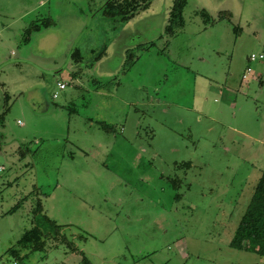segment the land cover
Returning <instances> with one entry per match:
<instances>
[{
	"label": "rangeland",
	"instance_id": "rangeland-1",
	"mask_svg": "<svg viewBox=\"0 0 264 264\" xmlns=\"http://www.w3.org/2000/svg\"><path fill=\"white\" fill-rule=\"evenodd\" d=\"M106 2L0 0V264H264L231 246L264 173V0H186L172 34L174 0ZM35 224L46 249L6 253Z\"/></svg>",
	"mask_w": 264,
	"mask_h": 264
},
{
	"label": "trees",
	"instance_id": "trees-1",
	"mask_svg": "<svg viewBox=\"0 0 264 264\" xmlns=\"http://www.w3.org/2000/svg\"><path fill=\"white\" fill-rule=\"evenodd\" d=\"M151 1L152 0H109L103 8L106 15L110 17L120 16V19L125 22L133 18L140 10L147 8L151 4ZM185 4L186 0H174L168 18L169 24H167L165 28L166 33L172 34L173 31L176 32L178 28L183 26V9ZM221 15L224 16L223 18H231L230 11H223ZM212 20L213 19H211V21ZM208 22H210V20ZM48 25L50 24L33 22L27 32L30 33L32 30L39 31L44 26L47 27ZM73 55L74 57L79 56L78 50L74 51ZM0 117L3 118V116ZM40 209L42 210V207L39 205L35 208V211ZM61 229V225L54 224L55 239L60 243L66 244L71 251H77L72 240H69L64 234L59 236ZM46 245L47 242L43 228L35 224L31 228L26 229L19 240L7 249L6 253L11 254L19 261L26 257L28 253L37 250H45ZM231 246L238 249H253L259 254L264 255V173L256 186L251 203L234 231ZM25 248H28L30 251L22 254ZM16 262L17 261H15V263Z\"/></svg>",
	"mask_w": 264,
	"mask_h": 264
},
{
	"label": "built area",
	"instance_id": "built-area-1",
	"mask_svg": "<svg viewBox=\"0 0 264 264\" xmlns=\"http://www.w3.org/2000/svg\"><path fill=\"white\" fill-rule=\"evenodd\" d=\"M258 58H264V54H259V55H256L255 53H253L251 55V60H257ZM248 71H251V67H248ZM246 77V74L244 75ZM57 86L59 89H65L66 86H67V83L65 81H58L57 82ZM54 97H58V92H55L54 93Z\"/></svg>",
	"mask_w": 264,
	"mask_h": 264
},
{
	"label": "crops",
	"instance_id": "crops-1",
	"mask_svg": "<svg viewBox=\"0 0 264 264\" xmlns=\"http://www.w3.org/2000/svg\"><path fill=\"white\" fill-rule=\"evenodd\" d=\"M129 24H130V23H129ZM129 24H128V25H129ZM121 30H123V29H121ZM52 32H53V31H52ZM123 35H124V33L121 32V33L119 34L118 37L123 36ZM118 37L116 38V41H117ZM67 38H68V36H67ZM100 61H101V60H100ZM121 61H123V58L121 59ZM243 76H244V74H243ZM242 81H244V80H242ZM245 82H246V81H245ZM20 196H21V195H19V196L17 195V199H19ZM24 199H26V198H24ZM0 204H1V205L4 204V203H3V200L0 201ZM16 206H17V205H16ZM2 211H3V209L1 210V212H2ZM6 211H7V210H5V212H6ZM9 211H10V210H9ZM21 235H22V234H21ZM20 237H21V236H19V238H20ZM19 238H18L17 240H11V241H9L8 244H4V243H2V244H3V247H5V245H8V246L10 247L11 245L15 244V243L19 240ZM8 246H7V247H8ZM9 247H8V248H9ZM8 248H7V249H8Z\"/></svg>",
	"mask_w": 264,
	"mask_h": 264
},
{
	"label": "water",
	"instance_id": "water-1",
	"mask_svg": "<svg viewBox=\"0 0 264 264\" xmlns=\"http://www.w3.org/2000/svg\"><path fill=\"white\" fill-rule=\"evenodd\" d=\"M107 2H108V0H107ZM107 2H106V3H107Z\"/></svg>",
	"mask_w": 264,
	"mask_h": 264
}]
</instances>
